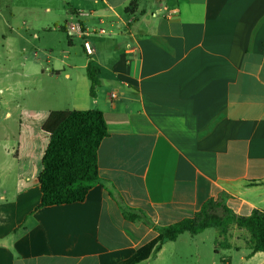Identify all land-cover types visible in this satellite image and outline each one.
<instances>
[{
	"label": "crops",
	"instance_id": "obj_1",
	"mask_svg": "<svg viewBox=\"0 0 264 264\" xmlns=\"http://www.w3.org/2000/svg\"><path fill=\"white\" fill-rule=\"evenodd\" d=\"M131 1H58L63 24L53 30L89 58L57 59L46 95L103 113L98 176L153 226L192 217L209 199L237 216L264 210V0H135L128 12ZM75 22L82 33L68 35ZM52 111H24L0 167V264L122 263L156 231L124 219L102 184L82 202L36 209ZM233 228L229 248L218 235L183 233L136 264H264Z\"/></svg>",
	"mask_w": 264,
	"mask_h": 264
},
{
	"label": "trees",
	"instance_id": "obj_2",
	"mask_svg": "<svg viewBox=\"0 0 264 264\" xmlns=\"http://www.w3.org/2000/svg\"><path fill=\"white\" fill-rule=\"evenodd\" d=\"M134 7L135 0H132L126 11H132ZM85 73L90 83L89 96L94 97L99 85L98 72L88 63ZM42 131L47 135L48 142L37 178L41 196L36 209L82 202L94 185L102 184L124 219L142 222L156 231L152 240L119 264H136L158 251L164 242L174 241L183 233L196 235L208 228H215L218 232L216 245L229 248L227 239L232 226L247 233V247L251 253H264V210H253L248 216H237L220 202L209 199L192 217L165 226H153L143 211L127 206L119 193L98 176L97 150L107 136L101 111H52L43 123Z\"/></svg>",
	"mask_w": 264,
	"mask_h": 264
},
{
	"label": "rangeland",
	"instance_id": "obj_3",
	"mask_svg": "<svg viewBox=\"0 0 264 264\" xmlns=\"http://www.w3.org/2000/svg\"><path fill=\"white\" fill-rule=\"evenodd\" d=\"M47 1L52 8L50 13L44 12ZM58 1L64 0H0V167L7 166L4 159H9L7 152L14 146V134L19 131L25 110L33 111L38 106L71 110L74 106L64 97L51 98L45 93L53 84L47 69L57 59L67 53L69 60L80 66L89 58L79 45L66 48V36L60 27L53 30L54 24H63L59 16L63 8L56 7ZM81 96L89 101L86 94ZM197 235H218V232L208 228Z\"/></svg>",
	"mask_w": 264,
	"mask_h": 264
},
{
	"label": "built area",
	"instance_id": "obj_4",
	"mask_svg": "<svg viewBox=\"0 0 264 264\" xmlns=\"http://www.w3.org/2000/svg\"><path fill=\"white\" fill-rule=\"evenodd\" d=\"M81 28L79 26V24L77 22L71 24L68 26L67 28V34L68 35H73V34H81ZM83 49L85 51L86 54H91V48L89 46V44L87 42L83 43ZM114 95L112 94V97Z\"/></svg>",
	"mask_w": 264,
	"mask_h": 264
}]
</instances>
